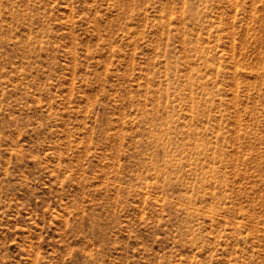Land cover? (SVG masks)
I'll list each match as a JSON object with an SVG mask.
<instances>
[{"label": "rangeland", "instance_id": "obj_1", "mask_svg": "<svg viewBox=\"0 0 264 264\" xmlns=\"http://www.w3.org/2000/svg\"><path fill=\"white\" fill-rule=\"evenodd\" d=\"M0 264H264V0H0Z\"/></svg>", "mask_w": 264, "mask_h": 264}]
</instances>
